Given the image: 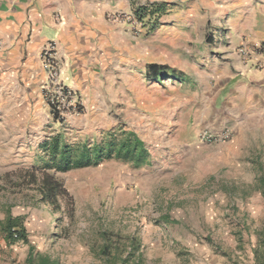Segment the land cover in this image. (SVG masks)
<instances>
[{"label": "rangeland", "instance_id": "374dc122", "mask_svg": "<svg viewBox=\"0 0 264 264\" xmlns=\"http://www.w3.org/2000/svg\"><path fill=\"white\" fill-rule=\"evenodd\" d=\"M130 14L120 22L130 25L127 49L83 72L91 92L78 116L57 120L42 92L0 103V264H26L30 246L57 264H264V127L238 131L244 116L255 123L258 86L235 79L220 107L203 71L207 28ZM119 129L142 140L148 165L111 159L62 172L45 146L74 150ZM202 132L225 138L207 143ZM43 174L63 189L55 205L32 181ZM8 219L28 244L6 240Z\"/></svg>", "mask_w": 264, "mask_h": 264}, {"label": "crops", "instance_id": "0c3cea01", "mask_svg": "<svg viewBox=\"0 0 264 264\" xmlns=\"http://www.w3.org/2000/svg\"><path fill=\"white\" fill-rule=\"evenodd\" d=\"M148 5L165 8L158 15L159 24L167 23V14L170 21L185 17L188 23L197 20L207 28L209 62L203 71L208 72L206 83L218 88L215 101L220 107L229 101L235 79L253 81L258 86L257 106L262 105L252 118L255 123L249 125L244 116L238 131L264 127V67L246 71L234 51L243 45L264 44V0H0V103L41 101L45 73L40 54L50 42L61 80L89 101L91 90L83 72L96 63L104 71L107 55L127 49L131 37L130 25L109 22L108 16L134 13ZM216 56L228 62L217 63ZM232 68L237 71L234 75L228 73ZM240 92L245 95L243 89ZM94 95L100 99V94Z\"/></svg>", "mask_w": 264, "mask_h": 264}, {"label": "trees", "instance_id": "16d2710c", "mask_svg": "<svg viewBox=\"0 0 264 264\" xmlns=\"http://www.w3.org/2000/svg\"><path fill=\"white\" fill-rule=\"evenodd\" d=\"M138 12L139 14H144L143 16L140 15V20H143L145 16L151 20L152 17H158V15L163 14L165 8L149 6V9H146L142 7L136 11V13ZM150 69L157 73L155 65L151 66ZM45 146H48L46 148L49 149L48 151L53 157H59L60 163L56 165V169L62 172L73 168L98 166L111 159L130 163L135 167L146 166L150 161V154L142 140L135 133L122 129L108 132L106 137L97 144H80L74 150L66 145L59 147L57 142L46 144ZM32 181L38 182L37 189L41 201L45 204L55 205L57 199L64 193L61 185L46 174H43L39 181L32 177ZM3 231L6 233V240H16L28 244L24 230L18 226L16 221L8 219ZM135 244L136 242L131 241L133 251L134 248H137ZM25 262L26 264H57L56 261L51 260L49 257L35 254L32 246L29 247ZM127 263V261L121 262V264ZM136 264H142L141 260H137Z\"/></svg>", "mask_w": 264, "mask_h": 264}, {"label": "built area", "instance_id": "2783aa9c", "mask_svg": "<svg viewBox=\"0 0 264 264\" xmlns=\"http://www.w3.org/2000/svg\"><path fill=\"white\" fill-rule=\"evenodd\" d=\"M129 13H115L108 16L109 22H125L132 19ZM235 54L241 60L246 71L261 70L264 67V44L255 43L243 45L235 49ZM45 79L41 86L43 101L57 120H65L69 116L81 113V95L77 89L66 86L61 80L60 64L56 59L53 42L48 43L40 54ZM225 136L214 137L208 132H202L200 139L207 143L221 141Z\"/></svg>", "mask_w": 264, "mask_h": 264}]
</instances>
